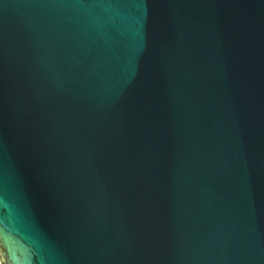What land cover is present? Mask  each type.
<instances>
[{"label":"water","instance_id":"water-1","mask_svg":"<svg viewBox=\"0 0 264 264\" xmlns=\"http://www.w3.org/2000/svg\"><path fill=\"white\" fill-rule=\"evenodd\" d=\"M2 264H264V0H0Z\"/></svg>","mask_w":264,"mask_h":264},{"label":"bare ground","instance_id":"bare-ground-1","mask_svg":"<svg viewBox=\"0 0 264 264\" xmlns=\"http://www.w3.org/2000/svg\"><path fill=\"white\" fill-rule=\"evenodd\" d=\"M0 264H1V261H0Z\"/></svg>","mask_w":264,"mask_h":264},{"label":"rangeland","instance_id":"rangeland-1","mask_svg":"<svg viewBox=\"0 0 264 264\" xmlns=\"http://www.w3.org/2000/svg\"><path fill=\"white\" fill-rule=\"evenodd\" d=\"M2 264V263H1Z\"/></svg>","mask_w":264,"mask_h":264}]
</instances>
